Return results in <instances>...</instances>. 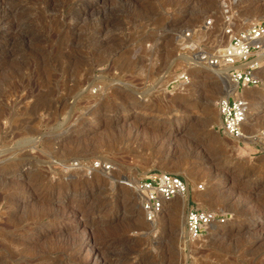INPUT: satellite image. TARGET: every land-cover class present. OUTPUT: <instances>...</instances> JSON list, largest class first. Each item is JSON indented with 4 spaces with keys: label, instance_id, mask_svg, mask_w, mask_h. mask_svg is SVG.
I'll return each mask as SVG.
<instances>
[{
    "label": "rangeland",
    "instance_id": "obj_1",
    "mask_svg": "<svg viewBox=\"0 0 264 264\" xmlns=\"http://www.w3.org/2000/svg\"><path fill=\"white\" fill-rule=\"evenodd\" d=\"M230 1L238 27L264 23V0ZM222 10L221 0H0L12 24L9 34L0 24V264H85L103 242L111 264H264V228L252 224L264 226V81L248 89L245 139L230 138L217 110L230 84L185 54L183 32L210 45L223 36ZM185 71L190 82L177 84ZM149 171L184 178L225 223L190 241L187 201L146 223L120 181Z\"/></svg>",
    "mask_w": 264,
    "mask_h": 264
},
{
    "label": "built area",
    "instance_id": "obj_2",
    "mask_svg": "<svg viewBox=\"0 0 264 264\" xmlns=\"http://www.w3.org/2000/svg\"><path fill=\"white\" fill-rule=\"evenodd\" d=\"M225 28L222 37L214 44L196 40L191 30L183 32L186 44L185 54L189 55L191 65L202 69H224L229 84L227 96L217 102L220 116L218 131L233 139H245L243 126L247 119L248 102L245 91L261 86L264 81V23L261 20L248 23L245 27L238 24L231 12V1L221 0ZM208 20L206 25H210ZM207 32L208 27H204ZM229 38L227 43H223ZM193 67V68H194ZM190 74L183 72L176 83L188 84ZM94 170L108 171L110 165L93 163ZM120 184L134 191L140 198V207L146 223H154L165 211L166 205L177 197L187 201L185 229L192 242L202 241L214 227L222 225L226 216L210 209L202 208L193 198L188 182L177 174L163 171H149L132 180H122ZM199 190L203 188L200 185Z\"/></svg>",
    "mask_w": 264,
    "mask_h": 264
},
{
    "label": "bare ground",
    "instance_id": "obj_3",
    "mask_svg": "<svg viewBox=\"0 0 264 264\" xmlns=\"http://www.w3.org/2000/svg\"><path fill=\"white\" fill-rule=\"evenodd\" d=\"M10 13H12V12H10ZM9 13V14H10ZM10 16H11V14H10ZM13 19V18H12ZM7 19L6 18H3L2 20H1V22H0V24H1V26H2V28H3V30H2V32L4 33V34H9L10 33V30H11V25L12 24H10V23H8L7 21H6ZM9 20V19H8ZM10 21V20H9ZM253 21H258V20H253ZM251 23V22H250ZM1 28V27H0ZM2 34V33H1ZM8 42V41H7ZM4 48V47H3ZM8 49V48H7ZM1 62V61H0ZM4 62V61H3ZM2 63V62H1ZM205 70H209V69H205ZM214 71H216V72H218L219 74H217V75H223V77L226 79V81L229 83V80H228V76H227V72H226V70H224V69H213V72ZM87 73V72H86ZM215 73V72H214ZM177 79V78H176ZM224 79V80H225ZM230 88L233 90L234 88H233V86H231L230 85ZM215 90V89H214ZM235 90V89H234ZM228 91H230V90H228ZM249 91L250 90H246L245 91V97H246V99H248L247 97H248V93H249ZM225 92V91H224ZM225 96H227V93L225 92V94L222 96V97H225ZM252 103V102H251ZM254 103V102H253ZM252 103V106H254L253 107V109H255L256 108V104H253ZM247 118L249 117V115H250V113L248 112L247 113ZM67 119V118H66ZM245 125V124H244ZM108 131H111V130H108ZM196 134V133H195ZM189 140H188V142L190 141L191 142V145L194 143V140L192 139V138H194V132H189ZM198 138V137H197ZM195 145V144H194ZM194 149H196L199 153L200 152H205V147L203 146V145H195L194 146V148H192V150H194ZM7 153V152H6ZM5 153V154H6ZM4 154V155H5ZM8 154H9V152H8ZM2 155H3V153H2ZM7 155V154H6ZM7 158V157H6ZM3 160V159H2ZM25 160V159H24ZM24 165H26V163H25V161H23V163L21 164V166H24ZM233 196V195H232ZM46 198H48V199H52V197H46ZM49 201H51V200H49ZM182 201H185L184 200V198L183 197H177L176 199H174L171 203H169L168 205L171 207L172 206V208H170V210H169V208H165V211H164V214L165 213H168V214H174L175 212H177V208L176 207H173V205H176L177 203H179V202H182ZM262 211L264 212V205L262 206ZM177 214V213H176ZM163 216V215H162ZM87 217H89V215H87ZM90 217H91V215H90ZM252 219V218H251ZM252 224L253 225H255L254 227L255 228H259V229H263L264 228V226H262V224H259V222L258 221H256L255 220V218L253 219V221H252ZM216 227H214L212 230L214 231V229H215ZM248 232V231H247ZM239 233V232H238ZM236 235H239V234H237V233H235ZM235 234H233V233H227L226 235H221L222 237H223V239L225 238V239H230L231 237H233ZM243 234V233H242ZM246 234V233H245ZM240 237H241V235H240ZM222 240V239H221ZM80 242V241H79ZM106 244H108L107 242H103V243H100V245H102V246H106ZM113 244H116L115 242L113 243ZM113 244H111V245H113ZM220 244V243H219ZM110 245V246H111ZM102 246H98V245H96V247H98V248H96L95 249V252L91 255V257H90V259H91V261L90 262H86L85 264H91V262H92V260L93 261H96L95 263L96 264H111V260L109 259V258H106L104 255H102L101 256V254H100V252L98 251L100 248L99 247H102ZM76 247V246H75ZM72 248V247H71ZM74 249H77V248H73V249H71V250H74ZM75 251V250H74ZM126 262V261H125ZM94 263V262H93ZM94 263V264H95ZM118 264H124V263H119L118 262ZM126 264V263H125Z\"/></svg>",
    "mask_w": 264,
    "mask_h": 264
}]
</instances>
